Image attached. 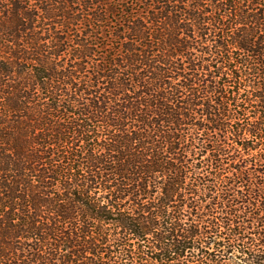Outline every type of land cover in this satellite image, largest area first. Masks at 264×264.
<instances>
[{
    "label": "trees",
    "instance_id": "1",
    "mask_svg": "<svg viewBox=\"0 0 264 264\" xmlns=\"http://www.w3.org/2000/svg\"><path fill=\"white\" fill-rule=\"evenodd\" d=\"M0 264H264V0H0Z\"/></svg>",
    "mask_w": 264,
    "mask_h": 264
}]
</instances>
